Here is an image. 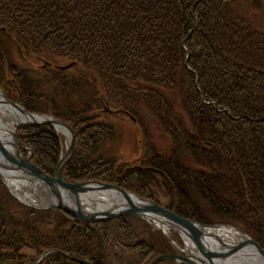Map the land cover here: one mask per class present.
<instances>
[{"label": "trees", "instance_id": "16d2710c", "mask_svg": "<svg viewBox=\"0 0 264 264\" xmlns=\"http://www.w3.org/2000/svg\"><path fill=\"white\" fill-rule=\"evenodd\" d=\"M241 2L0 0V60L6 59L9 42L47 47L58 59L51 67L32 65L35 77L23 63L4 69L7 73L0 68V85L9 97L15 86L25 92L27 106L72 126L75 143L62 172L66 180L102 178L154 200L159 198L153 191L165 188L170 198L164 207L203 223L235 224L264 248V36L239 16L234 4ZM182 39L189 52L187 65ZM74 69H80L78 78H67ZM49 79L60 80L64 93H40L43 80ZM198 94L206 102H198ZM172 98L191 110H184L190 120L175 118ZM112 99L121 105H112ZM211 101L224 110L215 112ZM140 103L160 116L161 127L170 128L171 149L148 147L135 159L138 163L100 152L113 128L102 119L104 107L116 110L113 117L119 110L136 112ZM52 127L27 125L19 132L32 148L33 161L50 174L60 148ZM183 149L198 157V165L187 166L191 162L183 160ZM8 203L11 207L0 209V230L5 232L7 223L21 225L38 241L13 240L19 249L8 260L13 263L25 259L20 247L28 242L38 244L36 249L56 248L70 255L52 252L44 264H50L49 259H55L53 264H86L81 256L92 264H117V259L118 264H147L155 254L169 251L168 238L152 231L150 222L137 214L87 222L58 208L42 216L14 200ZM43 227L54 235L40 233ZM4 256L0 254V260ZM162 262L175 264L171 258Z\"/></svg>", "mask_w": 264, "mask_h": 264}, {"label": "rangeland", "instance_id": "374dc122", "mask_svg": "<svg viewBox=\"0 0 264 264\" xmlns=\"http://www.w3.org/2000/svg\"><path fill=\"white\" fill-rule=\"evenodd\" d=\"M236 5H238V7H239L238 14L240 17H242V20L245 21L246 23L250 24L253 27V28L250 27V30L255 31L256 33L264 36V0H262L260 2H256L255 0H242L241 3L234 4V6H236ZM191 31L192 30H190V32ZM10 38L13 39V37H10ZM181 44H182V47L186 53L185 64L187 65V58L189 56V52H188V49H186V44L184 43L183 39L181 40ZM5 46L9 48V51L7 52L8 58L6 57V59L3 60V58L1 57L2 59L0 60L1 61L0 62V68L5 73L8 72V69L7 70H4V69L12 67L13 65H17V64L20 65L23 63L24 66L27 67V69H28L27 71L29 72L30 77H35V75L37 73L35 72V68H33L32 65H34V67H36L38 65L39 67L42 66V67L46 68V67H51V65H53V63H57V60H58L56 56H53V52H51L50 49H48L47 47H44V46L37 49V48L30 46V45H27V44H26V46H20L18 43H14V42H9ZM71 64L72 63L70 62V63H67L65 65H62L61 66L62 70L68 69L67 67H70ZM79 68L83 70V67L80 66ZM80 69H74L72 71V73L69 76H67V78H71V77L72 78H78L77 72ZM36 78H40V77H36ZM197 79H198V77H197ZM197 79H196V81H197ZM10 82H12V81L10 80ZM42 83H43L44 88H42L40 90V93H43V94L47 93L49 91V92L61 95L66 90V86H64L60 80L49 79V81L43 80ZM100 84H102V83H100ZM196 84L198 85V83H196ZM12 85H14V84H12ZM12 88L13 89L9 90V91H11L10 93L13 96H10V97L7 96V91L5 89H3V87L1 85H0V93L4 94L5 99L7 100V102L10 105L17 104V105H19V107H21L22 109H24L26 111V112H23L22 109L20 110L18 107V110L22 111L24 113V114L21 113L22 115L20 114L21 117L29 118L27 115H29L28 113H30V114H32V116L33 115H42V116L50 115L54 118H58V117L51 115L50 113H47V112L40 110V109H33L32 107L27 106L25 103L26 98L24 97L25 92L22 95L21 91L20 90L18 91L15 86H12ZM172 92H174V93H172ZM172 92H170V93L174 94V95H176L178 93L176 91H172ZM77 94H78V91L73 92V95L76 96ZM189 94H191V93H189ZM191 96H193V94H191ZM201 97H202V95L200 96V98ZM119 98H120V96H116V99H119ZM175 98H172L169 100L170 103H174V108L177 109V114H176L175 118H177V119L183 121V123H185V121L187 119H189V117L184 112V110H186V111H191V110H189V108H187V107L183 108L182 106H180V104H179L180 101H176ZM200 98H199V94L196 95V97H195V99L198 102H199ZM122 100L123 99L121 98V101ZM129 100H131V98ZM200 101H201V99H200ZM203 101L206 102L205 100H203ZM203 101H201V102H203ZM110 102L112 103V105H116V103H119L118 105H121L120 101H117L114 99L110 100ZM33 103L37 104V103H40V101H34ZM132 103L134 104V102H132ZM135 103H138V102H135ZM211 103H213L212 108L213 109L216 108L215 112H217L218 110H224V109H221V108H224V106H220V105L216 106L215 105L216 103L214 101H211ZM159 106L163 108V105L161 103L159 104ZM43 107H47V106H43ZM149 107L150 106L148 104L143 105L140 103V105L137 107L136 112H135L134 108H133V113H131V114H129L126 110H119L118 112H116V114H114L115 116L111 117L110 115H113L111 113H114L116 110L112 111V109L105 106L104 107L105 110L104 109L103 110L105 111L106 116H104L102 119L107 121L110 125H113V128L111 130L112 131L111 135L107 138H104V140L102 142L104 144V147H100L101 148L100 152L106 153V155H108V156L118 157L117 158L118 161H125V163H138V161H136L135 159L138 158V160H139V156L142 155L143 153H145V151L148 147L149 148L154 147L155 149L161 150L163 152L169 151L172 147V141H171V135H170L171 130H170V128H167V127L166 128L161 127L162 124L159 121V119H161L160 116L157 115L155 112H152ZM43 109H46V108H43ZM217 117H219V115ZM211 118H212V116H211ZM213 118H215V117L213 116ZM221 118H222V116H221ZM58 119H60V118H58ZM36 120L39 121L38 119H36ZM60 120L63 121L65 124L69 125L64 120H62V119H60ZM171 120H173V119H171ZM33 123L42 124V125H44V124L50 125L48 123H37L36 121L31 120L30 118H29V121H20L19 119H15V118L12 119V118L7 117L6 113H4L2 110H0V125H2V127L4 128L3 134H5V136H3V139L0 137V142H1V144H3V146L6 147V149L12 150V155L14 156L13 149L16 148V146L14 144H15V139H17L19 141V144H20V146L18 148H21V146H22L26 150V151L20 150V153H23V155L25 157H28V159H30L31 162L35 166L40 168L44 173H46L48 175H52L56 166L54 167V170L51 174L47 173L44 169H42L38 164H36L33 161V159H32V156H33L32 148L30 146H27L25 143H23L19 137V132H20V129L22 128V126L34 125ZM3 124H5V126ZM166 124H167V122H166ZM175 125H177V122L175 123ZM9 126H12L13 130L8 129ZM69 127L71 128L72 133L74 135V143H75L74 131L72 129V126L69 125ZM0 129H1V127H0ZM52 129L54 130V125H53ZM55 129H57V127ZM207 129L209 130L210 127H208ZM64 130L65 131L57 130V133H56L58 135V139L60 142L59 156H58L59 158L63 153H65L67 151V149L69 148V145H70V140H71L70 131L67 128L66 129L64 128ZM183 153L184 154L181 153L183 160L186 161V160L190 159V162H191L187 166L198 165L197 163L200 162V161L196 160L198 157L192 155L191 151H189L188 149H183ZM59 158H58V160H59ZM2 159L5 160V158H2ZM62 177L67 182H89V183H93V181H102L105 183H112V182L106 181L102 178L85 177L82 179H71V180L68 179V180H66L63 175H62ZM187 180H190V179H187ZM10 181L11 180L9 178H5L4 175L0 174V183L5 188V191H7V194H4L3 189L0 185V209H6L8 207H11L10 206L11 204H9V203H8L9 205H5V204L7 202L12 201V200H14L16 203L20 204V205H17L18 207L23 208L24 210L36 212V213H38L37 215L40 214L42 216H44L45 214H54L53 209L55 210L56 208H58L57 206L53 205L56 198H55L53 192L50 190V188L47 185H46V188H45V186H43V184L41 186H34L33 184H30V187H25V186L21 187L19 185H15V184L10 183ZM159 181H162V180L159 179ZM112 184H114V185H116V186H118V187H120L123 190H126L128 192L134 193V194L141 196L143 198H147L149 201L155 202L158 205H162V206L164 204L167 205L166 203L168 202V199L170 198L168 195H165L166 189L165 188L163 189L162 187H159L153 191L155 196L156 197L158 196V198H159V200H154L148 196L139 194V193L135 192L134 190L119 186L115 183H112ZM166 184H168V183L166 182ZM169 184L171 186V183H169ZM171 189H172V187H171ZM97 191H98V193L91 194V195L94 198L95 197L97 198L98 196L102 197L103 196V194H102L103 190L101 191V189H98ZM88 192H89V190H88ZM87 193H86V195H88ZM69 194L70 193H67V192L65 193L66 196H68ZM93 197L89 196V198H88L89 201H90V198L94 199ZM63 199H65V198H63ZM94 200L96 201V199H94ZM33 202H35V203H33ZM44 202H46V203L43 204ZM12 206L14 207L15 205H12ZM58 209L62 210L61 208H58ZM170 210H172V209H170ZM172 211H174V210H172ZM12 213H15L21 217H27V218L29 217V214L17 213L14 209L12 210ZM67 214H69V213H67ZM129 214H136V213H129ZM153 215H155V214H153ZM70 216H72V215H70ZM139 216L142 219H144L145 221L150 222L149 225H151L152 231L153 230L160 231L162 233V235H165L168 238L169 251L167 253H164V254H159V253H157L158 255L155 254L153 256V258L147 264H150L154 259L156 260V257H158L160 255H167V257H164V258H171L173 260V263H175V264H189V263H184L175 257L176 255L184 256L185 253H187L189 255L195 254L194 251L186 249L184 240L182 239L183 234L181 232L179 234V231L176 232L177 231L176 229L179 227L173 226L169 222H168V225L159 223V222L155 221L153 218H151L150 216H145V215H143V216L139 215ZM72 217L78 218L75 216H72ZM186 218H188V217H186ZM190 219H192V218H190ZM192 220L194 221L196 219H192ZM97 221H100V220L89 221V222H97ZM196 221H198V220H196ZM200 223H203V222H200ZM203 224H207V225L217 224V225H221L220 228L221 227H224V228L226 227L229 229L233 228L236 231V234H234L236 237L238 236L237 233L240 232L239 229H241L240 227L236 226L235 224H227V223H223V222H215V223L212 222L211 224H208V223H203ZM139 227H140L139 230L142 232L143 231L142 224H139ZM174 227L176 229H174ZM210 229L214 231V235L216 237H217V233H218V235L221 234V231L217 232V230L219 228H210ZM73 230H74V227H72V231ZM241 230H243V229H241ZM40 231H41L40 233H42V234H44V233L48 234V232H49V234L51 235L50 237H52L54 235V233H52L51 231L48 230V227L47 228L43 227V229ZM172 232H175L178 235V238H175V237L173 238L174 234H172ZM245 233L248 234L246 231H245ZM234 235L230 240L227 237H226L227 239H224V240L237 242V240L234 239L235 238ZM220 236H222V235H220ZM21 237H25L24 238L25 241L33 240L34 242H38L33 238L34 236L33 237L31 236L30 233L24 232V228H22L21 225H19L18 227H15L12 223H7L5 232L0 230V254L5 255L3 257L4 260L3 261L0 260V264H41V263L44 264L45 257L46 256L48 257L49 255H51L52 252H55V251L62 254L63 256H66V258H67V256H70L69 253L65 250H60V249H56V248H48L47 249V248H44V246H41V248L36 249L35 246H37L38 244L33 245L32 243L28 242V244L26 246L20 247L22 250H24L23 253L26 254V257L24 260H20V263H13L12 260L8 261L9 258L11 257V255L15 251L19 250L16 246H14V243L12 241L16 240V239H21ZM216 242H218V241H216ZM3 244L9 245V246L2 247L1 245H3ZM17 246H19V245H17ZM169 254L171 256H168ZM194 256L191 259H194V261L197 262L196 261L197 259ZM164 258H160V259L156 260V262H154L153 264H167L165 262H162ZM225 258L226 257H223L222 259H225ZM77 259H79V258H77ZM64 260L67 261V259H64ZM117 260H115L114 262H116L118 264ZM49 261H50V264H53L55 262V259H54V262H51V259H49ZM80 261H82L86 264H92L90 259L86 256L85 257L81 256Z\"/></svg>", "mask_w": 264, "mask_h": 264}, {"label": "water", "instance_id": "95a60500", "mask_svg": "<svg viewBox=\"0 0 264 264\" xmlns=\"http://www.w3.org/2000/svg\"><path fill=\"white\" fill-rule=\"evenodd\" d=\"M3 94V93H2ZM16 109H18L19 105L12 104ZM21 110L22 108L19 107ZM23 112H26L24 109H22ZM27 115L31 120L36 121L37 123L40 121H37L35 118H32V114L28 113ZM31 116V117H30ZM49 119L47 122L53 124V125H63L66 127L70 133H71V140L69 148L65 153H63L56 165V168L52 175H48L44 173L40 168L35 166L30 159H27L26 161L22 160H15L12 155V150L6 149L5 146H3L0 142V152L1 155L5 158L8 157L12 159V161H15L18 164L14 163L15 169H25L29 173H31L34 177L37 179H42L44 184L47 185L50 190L53 192L55 196L54 204L58 208H61L65 212L71 214L72 216L78 217L84 221H96V220H102L109 217H116L124 214L129 213H136L138 215H145V216H151L155 214V216L160 217L162 221L169 222L171 224H175L179 228H175L177 232L179 231L185 235L186 237L194 240L195 245L197 246L198 251L195 252V256L192 254L185 253L184 256L176 255L175 257L178 258L180 261L184 263L189 264H215V259H222L223 257H227L228 254L235 253L242 249L246 245H251L257 254L261 255L264 259V248H262L256 241H254L251 237H248L249 235L245 233V231L239 229L241 233H243L245 236L247 235L246 239L240 240L237 242H234L232 244L228 243L230 241L228 240H219L214 234H209L205 232L203 229H210V228H219L221 225H207L200 223L199 221L192 220L190 218L183 217L174 211L162 206L158 205L155 202L149 201L147 198H143L141 196H138L134 193L128 192L126 190H123L122 188L112 184V183H105L102 181H93V183L89 182H67L63 179L61 172L62 168L65 164V162L71 157L73 150H74V135L72 133L71 128L69 125L65 124L63 121H61L58 118H54L52 116H48ZM6 159V158H5ZM11 161V160H10ZM2 165L7 166V160L6 163H2ZM25 166V167H24ZM1 174V172H0ZM93 185V186H92ZM97 188V189H95ZM101 189L102 190H116L119 192L121 197L125 200L126 204L124 205L120 201H116L112 206V208L103 210V209H96L93 207V205H105L104 202H100L101 198H98V200H94L90 198V201L88 199V195L86 193L90 191H94ZM70 193L68 196L65 195V193ZM88 192V193H89ZM87 193V194H88ZM82 196V201L79 200V196ZM131 195H134L137 197V201L132 200ZM65 198V199H63ZM75 204V205H73ZM83 204V205H82ZM124 205V206H120ZM94 209V210H90ZM152 218V217H151ZM203 227V229H202ZM222 228V227H221ZM218 229V230H219ZM181 234V235H182ZM218 235V233H217ZM207 240H214L220 246L225 247L226 251L218 250L214 245H208ZM48 253V252H47ZM168 256H171L170 254ZM196 257V261L194 259H191ZM167 257V255H160L156 257V260L160 258ZM154 259L150 264H153L156 262Z\"/></svg>", "mask_w": 264, "mask_h": 264}, {"label": "bare ground", "instance_id": "6f19581e", "mask_svg": "<svg viewBox=\"0 0 264 264\" xmlns=\"http://www.w3.org/2000/svg\"><path fill=\"white\" fill-rule=\"evenodd\" d=\"M0 110H2L4 113H6L7 117H9V118L19 119L20 121H29V118H23L20 116V114L23 112L19 111L14 106L10 105L7 102V100L5 99L4 94H2V93H0ZM48 116H50V115H48ZM48 116L33 115L32 118L38 119L40 121L38 123H49V122H47V120L49 119ZM33 124H36V123H33ZM49 124H51V123H49ZM3 125L5 126V124H3ZM51 125H53V124H51ZM56 125H54V128L57 127L56 131L57 130L65 131L64 128L66 129V127H64L63 125H58V124H56ZM0 127H1L0 137L3 139V136H5V134H3L4 128L2 127V125H0ZM8 129L13 130L12 126H9ZM14 145L16 146V148L15 149L12 148L13 154H14V156H13L14 158H12V159H15L16 161L20 160L19 158H21L24 161L28 160L27 158H25L20 153L17 154L18 147L20 146L19 141L17 139H15ZM0 156L2 158H4L2 155H0ZM1 157H0V172L2 175H4L5 178H9L11 180L10 183L15 184V185H19L21 187H24V186L30 187V184H33L34 186H41L43 184V186H45V188H46V185L44 184L42 179H37L36 177H34L31 173H29L25 169L18 170V169L13 168L14 163L15 164H18V163H16L15 161H12V159H10L8 157H5L6 158L5 160L2 159ZM6 160H7V166L2 165V163H4V164L6 163ZM66 162H65V164H66ZM65 164H64V166H65ZM64 166H63V168H64ZM63 168H62V171H63ZM61 175H62V172H61ZM95 189H97V188H95ZM96 193H98L97 190L92 191V192L90 191L88 193V198H89V196L93 197L91 194H96ZM102 194H103L102 197H100V196H98V197L101 198L100 202L101 201L104 202L105 205H102V203H100L101 205H93V207H95L96 209H103V210L110 209V208H112V206H114L113 204L116 201H120L124 205L126 204L125 200L121 197L119 192H117L116 190H110V189H107L105 191L103 190ZM79 197H80L79 200L82 201V196L80 195ZM98 197L97 198L93 197V198L98 200ZM131 198L134 201L138 200L137 197H135L134 195H131ZM33 203H35V202H33ZM45 203L46 202H44L43 204H45ZM73 205H75V204H73ZM124 205H120V206H124ZM90 210H94V209H90ZM120 216H122V215H120ZM116 217H118V216H116ZM150 217H152L155 221H157L159 223L168 225V222L162 221V219L160 217H157L155 215H151ZM110 218H113V217L105 218L102 220H106V219H110ZM172 225L176 226L175 224H172ZM174 229H175V227H174ZM202 229H203V227H202ZM203 230L209 234H214V231L211 229H203ZM219 231H221V234L217 235V238L219 240H222V241L224 239H227V238H229V240H230L233 237V235L236 234V231L233 228L229 229L226 227L225 228L222 227V228H220V230H217V232H219ZM237 234H238L237 237L234 235V237H235L234 239L237 241L244 240L247 237V235L245 236L243 233H240V232H238ZM220 235H222V236H220ZM248 235H249L248 237H252L250 234H248ZM182 239L184 240L186 249L191 250V251H198L197 246L194 243V240L186 237L185 235H182ZM206 241L208 242L207 243L208 245H210V244L214 245V247H216L218 250H221V251L227 250L225 247L220 246L213 239L212 240L206 239ZM228 243L232 244L234 242L230 241ZM214 262H215V264H264V259L261 255L256 253L255 249L251 245H246L242 249H240L239 251L232 253V254H228V256L225 259H215Z\"/></svg>", "mask_w": 264, "mask_h": 264}, {"label": "flooded vegetation", "instance_id": "af4514ba", "mask_svg": "<svg viewBox=\"0 0 264 264\" xmlns=\"http://www.w3.org/2000/svg\"><path fill=\"white\" fill-rule=\"evenodd\" d=\"M20 150H22V151H26L25 150V148H23L22 146H21V148H18V152H17V154H19L20 153ZM21 155H23V153H20ZM18 156V155H17ZM24 156V155H23ZM29 156V155H28ZM31 156V155H30ZM25 157V156H24ZM25 158H27V157H25Z\"/></svg>", "mask_w": 264, "mask_h": 264}]
</instances>
